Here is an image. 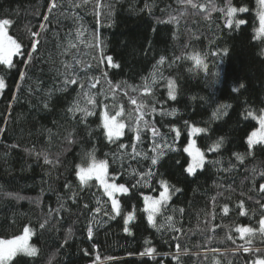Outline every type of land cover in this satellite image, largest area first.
<instances>
[{
    "label": "trees",
    "instance_id": "1",
    "mask_svg": "<svg viewBox=\"0 0 264 264\" xmlns=\"http://www.w3.org/2000/svg\"><path fill=\"white\" fill-rule=\"evenodd\" d=\"M49 2L0 0V19L13 21L9 34L26 50L34 39L31 32L40 31V24H45L38 53L27 67L19 57H13L15 67L0 65V77L6 82L0 92V239L20 236L29 227L30 244L38 249L35 257L18 254L9 264H49L50 260L51 264H250L261 255L255 248L264 250V234L256 232L240 239L235 228L258 229L264 215V192L259 191L264 183V148L258 145L249 154L246 137L258 124L244 116L246 110L258 114L264 108V38L256 36L257 0H231L233 6L249 9L236 16L246 23L232 29L225 26L224 13L211 11L213 6L225 7L226 0H195L205 4L203 12L178 0H101L99 17L96 0L79 8L74 6L78 0H57L58 7L51 12ZM45 15L48 22L43 20ZM77 29L83 31L79 40ZM68 40L76 42L78 49L65 54ZM98 43L120 68L101 63ZM224 48L227 55L212 54ZM197 52L204 57L206 69L189 59ZM73 55L83 62L77 69H85L79 72L83 80L91 76L100 79L97 88L89 90L102 93L97 96L98 106L92 108L85 98H79L82 107L88 106L95 113L86 117V122H82L83 113L67 112L81 90L70 86L68 91H60L62 78L57 69L62 70L61 62H71ZM161 56L165 57L163 64L159 63ZM21 71L25 72L23 80ZM169 79L176 81L175 100L168 97ZM241 82L245 88L234 92ZM145 83L151 84L150 94L143 91ZM141 102L147 106L146 112L151 107L157 109L144 119L160 135L154 138L140 121L141 138L136 141ZM104 104L113 113L121 107L124 110V133L112 142L102 127ZM217 108L220 113L214 117ZM173 109L175 114L169 115ZM184 121L208 129L195 136L208 161L196 177L187 176L181 167L188 159L183 147L190 131ZM172 127L180 129L178 139ZM70 132L75 141L72 144L65 139ZM221 137L220 149L209 151ZM134 143L140 153L135 156ZM156 143L174 145L177 150L163 147L165 154L152 165L151 158L161 150L154 151ZM121 144L128 147L121 148ZM89 152L98 160H107L109 177L116 176L117 183L129 188L128 194L119 197L121 216L110 219L104 214H111V202L95 180L81 185L76 177L75 166ZM36 153L47 154L53 161L59 157L60 162L46 165L43 155L37 158ZM237 154L244 157L243 163ZM149 169L154 175L137 183L139 174ZM161 180L182 191L170 193L153 227L142 211L143 196L158 197ZM66 183L71 184L70 190L64 188ZM73 192L77 203L69 198ZM241 201L245 215H240ZM133 206L135 219L128 234L123 230L122 216ZM224 206L229 208L227 215ZM96 208L101 211L95 213ZM169 215L172 221L166 219ZM45 220L48 223L41 229L39 225ZM174 228L183 231L177 233ZM249 238L251 245L246 243ZM177 243L181 246L178 260L174 258ZM147 247L156 249L153 257L139 255ZM243 247L253 250L244 253Z\"/></svg>",
    "mask_w": 264,
    "mask_h": 264
},
{
    "label": "snow or ice",
    "instance_id": "2",
    "mask_svg": "<svg viewBox=\"0 0 264 264\" xmlns=\"http://www.w3.org/2000/svg\"><path fill=\"white\" fill-rule=\"evenodd\" d=\"M89 0H78L74 4L75 7L79 8L83 5L88 4ZM178 3L183 5H189L192 9H199L201 12L205 10V4L203 3H197L195 0H178ZM257 5L259 6V11L257 12V16L259 19V29L258 34L259 36L264 37V0H257ZM57 0H50L48 11L51 12L52 9L57 8ZM97 9V17H99V8L101 7V0H96ZM211 11H220L224 13L226 20H225V26L229 29H232L233 27L239 28L241 25H244L246 23V20L243 18H236L237 13H245L248 12L249 9L247 7H236L233 6L231 3V0H226V6L221 8H216L213 6L211 8ZM210 14V12H209ZM173 20L176 19V17H172ZM43 20L45 22L49 21V17L45 15L43 17ZM13 21L9 18H3L0 19V65H4L8 67L9 69L12 67H15L13 63V57H19L21 62L27 67L28 64H30L33 61V54L38 53V45L40 44V36L41 32L45 31V24H40V31L31 32V36L34 38L29 46V48L26 50L25 46L21 41H19L16 38H13L12 35L9 34V28L12 25ZM83 35V31L81 29H77L76 31V39L79 40V38ZM97 47H100V54H101V63H105L106 67L110 68H120V64L117 63L113 56L106 55L103 52V48L98 43L96 45ZM69 49H78V44L76 42H73V40H68L67 47L64 49V53L67 54ZM227 55L228 49L224 48L221 49L220 52H213V55ZM264 55V52L261 53ZM179 59V57H177ZM189 59H191L194 64L198 67H204L207 68V65L204 63V57L201 56L200 53H195L191 56H189ZM165 61V57L161 56L159 63L163 64ZM62 63V70L57 69V75L61 77V88L60 91H68V88L70 86H76V88H79L81 91L77 92V99L73 100L69 107L67 108L68 113H83L82 122H86V117L94 115L95 113L92 111V108L98 106V100L97 96L101 95L102 93H92L89 91L90 89H96L97 85L100 84V79L91 76L88 77L87 80H83L79 76L80 71H85L83 68H79L83 62L79 58L78 55L72 56L71 62H61ZM92 65L88 64L87 68H91ZM103 76L106 78L108 76V73L105 71L103 73ZM216 76L219 77V72L216 73ZM20 80H23L25 78V72L21 71L19 73ZM109 84H111V81H108ZM116 87H119L118 85ZM167 87H168V97L171 100L176 99V81L169 79L167 81ZM6 88V82L3 77H0V92H2ZM76 88H73V91H76ZM245 88L244 83H239L238 88H233V91H239V89ZM113 92H115V88L111 89ZM136 90L135 88L133 89ZM151 84L145 83L143 86V91L145 94L151 93ZM80 97L85 98L86 105L92 106V108L88 106H81L80 103ZM13 99H15V96H13ZM105 99H107V95H105ZM131 102L133 104H137V100L135 98H132ZM45 108H48L49 105L47 103L44 104ZM222 107H227V105H224ZM103 116H102V127L105 130V135L109 142H112L114 139H119L123 135V130L125 129V122L122 119L124 117V110L121 107L120 110L113 112H110L108 105L104 104L103 106ZM147 106L143 104L142 102L138 105L139 110V116L137 117V129H136V136L135 140L139 141L141 138V128L139 127L140 121H143V127L148 128L152 136L155 138L160 135L159 130L154 126L150 125L149 121L144 119V116L150 113L157 112V109L155 107H151L147 112L144 111ZM220 113V109L217 108L216 111L213 112V116L216 117ZM169 115L175 114V110L173 109L172 112L168 113ZM226 114V113H224ZM245 119L251 118L252 120H255L256 123L259 125V127L256 130H252L250 134L246 137V143L248 145L249 154L252 153V151L256 148V146H260L261 148H264V108H261L257 114V112L249 109L246 110L244 113ZM185 125H189L188 121H184ZM190 131L188 133V143L185 147H183V152L186 153L188 159L184 161V164L181 165L183 172L189 176V177H196L198 171H203L205 168L206 163L208 161L205 157V152L201 150V148L197 147L195 139H192V137L195 134L199 133H206L208 129L203 127H196L189 125ZM172 131L176 133V138L178 139L180 136V129L176 127H172ZM67 139L69 144L74 143L75 141L72 139V133L70 132L68 136L65 138ZM155 143V141H154ZM223 144V137L219 138L215 144L209 149V151H218L220 147ZM121 148L128 147L127 145L121 144ZM163 147H168L173 151H176L174 145H160L159 143L155 144L154 151L161 149L160 151L156 152V155H154L151 158L152 165H156L158 163V160L160 157H162L165 153L162 150ZM132 152L135 155H139L136 151L135 143L131 145ZM37 158H39L41 155H43V162L46 165H53L59 164V157L55 161L49 159L47 154L44 153H36ZM134 158V157H133ZM237 159L243 163L244 157L237 154ZM179 164L180 161H177ZM108 161L107 160H98L95 156L94 152H89L85 155V157L82 159L81 163L75 166V175L78 178L81 185L87 184L88 181L92 180L93 178L99 182V184L102 186L105 194L109 198L111 202V214L109 212H105L104 214L109 216L110 219H114L115 216H121L122 215V208H121V201L118 198L117 194H128L129 188L124 183H117L116 176H113L109 178L108 176ZM140 180L137 181V183H140V181L145 180V177L151 178L154 175V172L152 169H149L146 173H140ZM261 176L264 177V173H261ZM147 182V181H145ZM161 191H159L158 197H153L150 195L143 196V202L144 207L142 211L147 214V222L149 225L156 227L157 221L156 216L161 213V208L166 207L169 200H170V193H179L182 191L179 187H175L173 185H170L167 181L161 180L160 182ZM71 184L66 183L64 185L65 189H71ZM132 187H135V185H132ZM259 191L264 192V183L259 185ZM73 203H77L76 200V193L73 192L72 196L69 197ZM259 202V201H258ZM61 209L64 208V205L61 204ZM85 208L88 207L87 204L84 205ZM241 212L240 215H245V211L243 210V201L240 202ZM261 207L264 208V204H261ZM52 209H49V214L52 213ZM56 211H59L56 210ZM95 213H99L101 210L100 208H96L93 210ZM181 213H183L184 209L181 208L179 210ZM229 212V208L227 206L223 207V213L227 215ZM114 214V215H112ZM124 227L123 230L125 233L131 234V230L129 228V224L131 221L135 219V207L133 206V209L131 211H128L126 215L122 216ZM166 219L168 221H172L173 217L171 215L167 216ZM48 223L47 220H45L43 223L39 225L41 229H44L46 224ZM259 228H253L249 226H239L235 228V231L240 234V239H245V237H252L254 233L259 232L260 234H264V215L261 216L259 220ZM215 227V226H214ZM174 231L177 233L182 232V228H174ZM31 229L29 227H25L23 230V234L17 237H14L12 239H0V264H9L10 261L13 260L14 257H16L18 254H22L29 257H35L38 253V249L32 246L28 243L29 237H30ZM88 236L89 238L92 237V228H88ZM176 238V237H174ZM227 239L232 240L233 243H235L234 238L231 235L227 236ZM67 243V241H65ZM246 243L248 245L252 244V240L249 238L246 240ZM180 244H176L177 249V255L174 257L175 259H179V252H180ZM253 249L251 247H243L244 253H249ZM214 252H218V249H212ZM255 252L261 253L256 259L252 260L250 264H264V250L261 248H255ZM156 253V249L154 247H147L144 249V251L140 252V256H148L153 257ZM87 251L85 250V255H87ZM17 264H20L19 261H17ZM49 264H51V260L49 261ZM219 264V261L217 262Z\"/></svg>",
    "mask_w": 264,
    "mask_h": 264
},
{
    "label": "rangeland",
    "instance_id": "3",
    "mask_svg": "<svg viewBox=\"0 0 264 264\" xmlns=\"http://www.w3.org/2000/svg\"><path fill=\"white\" fill-rule=\"evenodd\" d=\"M258 29H259V26H258ZM256 36H257V38H259V39H261V38H264V37H262V36H259V34H258V30H257V33H256ZM258 127H259V125H258ZM257 127V128H258ZM123 133H124V130H123ZM200 134V133H199ZM199 134H195L193 137H192V139H195V136H197V135H199ZM196 141V140H195ZM197 145V144H196ZM108 176H109V174H108ZM110 178V177H109ZM92 180H95L94 178L92 179ZM96 181V180H95ZM98 184H99V182L98 181H96ZM100 185V184H99ZM101 186V185H100ZM102 187V186H101ZM118 195V198L121 196V195H123V194H117ZM28 243L30 244V238H29V241H28Z\"/></svg>",
    "mask_w": 264,
    "mask_h": 264
}]
</instances>
